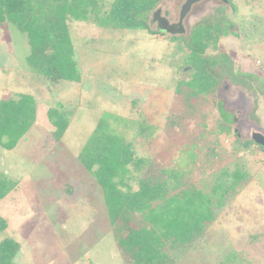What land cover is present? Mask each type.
I'll list each match as a JSON object with an SVG mask.
<instances>
[{
	"label": "rangeland",
	"instance_id": "obj_1",
	"mask_svg": "<svg viewBox=\"0 0 264 264\" xmlns=\"http://www.w3.org/2000/svg\"><path fill=\"white\" fill-rule=\"evenodd\" d=\"M112 2L99 0V6L104 11ZM184 2L159 0L149 17L151 28L157 29L151 22L157 8L174 22ZM219 11L235 22L236 33L219 36L206 53L226 52L236 70L264 80V0H202L187 14V32L178 39L69 18L80 79L54 83L28 64L27 34L12 24L0 27V100L30 94L37 108L34 124L17 147L0 146V172L15 181L0 198V215L8 222L0 242L9 236L20 244L13 264H124L101 188L78 159L107 113L126 119L124 127L120 118L112 117V123L133 141L138 155L175 168L187 186L208 193L224 171L240 167L248 172L224 205L214 206L215 218L203 236L173 249L178 264H264V149L252 139L253 131L264 133V94L255 83L257 90L224 77L214 94L193 100V115L185 113V100L176 94L178 81L190 76L184 38ZM58 103L71 112L60 140L53 137L47 115ZM219 105L236 120L225 123ZM173 114L181 120L175 125L169 121ZM193 152L196 157L187 156Z\"/></svg>",
	"mask_w": 264,
	"mask_h": 264
},
{
	"label": "trees",
	"instance_id": "obj_2",
	"mask_svg": "<svg viewBox=\"0 0 264 264\" xmlns=\"http://www.w3.org/2000/svg\"><path fill=\"white\" fill-rule=\"evenodd\" d=\"M158 2L113 0L109 9L102 11L99 0H0V27L6 30L12 24L27 34L31 48L26 57L28 64L52 83L60 79L79 80L80 71L67 23L69 18H92L103 27L163 33L153 30L149 22ZM233 7L236 11V6ZM217 14L198 22L184 38L189 50L185 63L190 76L178 81L176 94L183 96L185 113L192 115L196 106L193 100L214 94L224 77L264 94V80L254 73L236 70L229 54L223 51L215 55L206 53L219 36L236 33L235 22L222 11ZM172 38L178 39L176 35ZM219 109L225 123L232 121L223 106L219 105ZM70 113L63 110L61 103L48 109L56 140L66 132ZM174 115L169 117L171 125L181 121L179 115ZM36 117V100L32 95L3 97L0 100V146L14 149ZM112 117L116 122L119 118L125 120V126L124 117L104 114L80 149L78 159L101 188L118 251L124 264H178L173 249L186 247L203 236L205 226L215 218L214 206L224 205L227 194L238 183L246 181L248 172L240 167L231 173L224 171L208 193L189 187L175 168L161 166L150 157L138 155L133 141L112 123ZM226 128L222 126L221 131ZM242 143L244 147L249 145ZM214 153V149H210L209 159ZM192 154L187 156H197L196 152ZM216 156L222 157L221 154ZM14 185V180L0 172V198ZM7 225V219L0 215V231H5ZM19 250L18 241L5 237L0 242V264H13Z\"/></svg>",
	"mask_w": 264,
	"mask_h": 264
},
{
	"label": "water",
	"instance_id": "obj_3",
	"mask_svg": "<svg viewBox=\"0 0 264 264\" xmlns=\"http://www.w3.org/2000/svg\"><path fill=\"white\" fill-rule=\"evenodd\" d=\"M202 0H185L182 4L179 14V19L177 21L171 22L168 17L162 14V9L157 8L151 18L152 23H156L157 30L162 31L164 33H168L170 35H181L187 32V29L184 24V20L187 14L190 12L192 7ZM225 3H229L230 0H221ZM252 139L259 145L264 146V133L260 131H256L252 135Z\"/></svg>",
	"mask_w": 264,
	"mask_h": 264
},
{
	"label": "flooded vegetation",
	"instance_id": "obj_4",
	"mask_svg": "<svg viewBox=\"0 0 264 264\" xmlns=\"http://www.w3.org/2000/svg\"><path fill=\"white\" fill-rule=\"evenodd\" d=\"M164 33V32H163ZM189 70V69H188ZM232 120H236V118H233ZM256 131H253L252 132V135L255 133ZM259 145V144H258Z\"/></svg>",
	"mask_w": 264,
	"mask_h": 264
},
{
	"label": "crops",
	"instance_id": "obj_5",
	"mask_svg": "<svg viewBox=\"0 0 264 264\" xmlns=\"http://www.w3.org/2000/svg\"><path fill=\"white\" fill-rule=\"evenodd\" d=\"M26 134H27V133H26ZM18 144H19V143H18ZM16 147H17V146H16ZM16 147H15V148H16ZM15 148H14V149H15ZM14 149H11V151L14 150Z\"/></svg>",
	"mask_w": 264,
	"mask_h": 264
}]
</instances>
